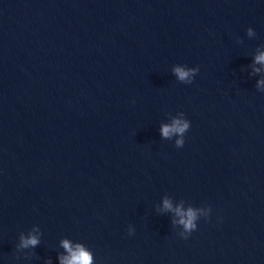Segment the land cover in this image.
<instances>
[{
  "label": "water",
  "instance_id": "1",
  "mask_svg": "<svg viewBox=\"0 0 264 264\" xmlns=\"http://www.w3.org/2000/svg\"><path fill=\"white\" fill-rule=\"evenodd\" d=\"M261 52L264 0H0V264H264Z\"/></svg>",
  "mask_w": 264,
  "mask_h": 264
},
{
  "label": "clouds",
  "instance_id": "2",
  "mask_svg": "<svg viewBox=\"0 0 264 264\" xmlns=\"http://www.w3.org/2000/svg\"><path fill=\"white\" fill-rule=\"evenodd\" d=\"M251 35V29L249 30ZM257 63H264V52H261L256 56ZM197 69L194 68H185L183 66H176L174 68V73L180 81H191L194 73ZM259 71V69H256ZM264 83V81H261ZM189 129V122L186 120H181L176 118L171 124H164L161 128L162 135L165 138L171 137L173 134H180L183 137V134L186 130ZM185 141L183 138L176 141L178 147L183 146ZM163 208L165 210H172L180 217L179 223L182 224L186 231H191L196 228L195 220L197 219V213L194 209L189 208L187 211L183 209L182 206L173 208V205L169 199H165L163 202ZM39 243V239L36 235H32L27 238H22V246H36ZM62 246L66 249L68 255L60 257V264H92V255L91 253L81 244H76L73 247L72 243L65 239L62 241Z\"/></svg>",
  "mask_w": 264,
  "mask_h": 264
}]
</instances>
